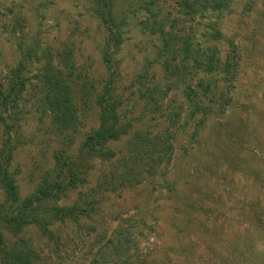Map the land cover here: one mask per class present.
<instances>
[{"label":"rangeland","instance_id":"1","mask_svg":"<svg viewBox=\"0 0 264 264\" xmlns=\"http://www.w3.org/2000/svg\"><path fill=\"white\" fill-rule=\"evenodd\" d=\"M158 2L162 3L164 16H169L170 12L171 18H179L177 32L195 37L183 39L204 46L207 38L202 36V22L193 24L179 17L171 0ZM144 4L119 1L121 13L129 11L130 7L132 10L124 44L108 72L100 52L105 33L92 14L89 0L1 1L0 80L17 67L23 55L33 62L25 72L28 91L21 104V121L14 139L13 170L23 197L36 190L51 171L56 156L62 154L67 158L65 153L68 152L76 160V152L86 136L98 127L92 100L86 103L82 97L83 83L101 84L109 73L117 72V93L123 100L125 120L132 121L135 128L143 132L157 133L167 128L173 132L184 126V111L189 107L183 95L184 82L176 81L163 70L157 58L158 41L143 26L149 17L139 11ZM219 26L224 38L218 47L224 57L230 56L239 64L235 108L231 114L227 119L217 118L211 122L204 132L203 145L191 144L189 127L176 131V160L168 175L175 188L173 193L151 184L120 198L108 196L99 231L94 232L89 223L80 227L60 226L57 230L61 236L59 245H46L38 230H30L28 237L43 249L48 264H90L94 258L99 260L117 224L123 223L127 229L141 219L148 222L145 235L139 234L137 239L142 249L147 245L142 238L153 236L154 225L160 220V232L164 235L157 258L166 264H200L201 259L212 258L211 248L224 257L223 246L234 242L237 231L233 228L239 225L236 218L243 212L238 207L239 202L253 198L264 202V0H237ZM35 50L41 64L49 59L61 63L68 55L74 64V79L80 76V80L72 84L78 108L74 133L55 134L50 118L34 112L35 76L40 70V65L35 63L38 58L32 54ZM61 65L64 68L65 64ZM69 69L64 68L66 72ZM177 114H182L180 123L176 121ZM175 122L178 124L173 126ZM225 124L231 125V130L219 131V126ZM1 132L0 128V138ZM125 146L123 141L114 148L123 150ZM96 166L102 170L100 165ZM184 199L205 209L197 211L196 207L185 205ZM75 200L74 194L62 205ZM3 201L0 189V202ZM176 206L178 210L174 211ZM112 220L115 222H110ZM100 232H105L106 240H102L104 235L101 239L97 237Z\"/></svg>","mask_w":264,"mask_h":264},{"label":"trees","instance_id":"2","mask_svg":"<svg viewBox=\"0 0 264 264\" xmlns=\"http://www.w3.org/2000/svg\"><path fill=\"white\" fill-rule=\"evenodd\" d=\"M89 1L92 14L105 33L100 52L110 72L124 44L132 7L121 13L118 9L120 0ZM132 1L145 3L139 9L149 16L143 26L158 41L157 58L163 70L176 81L184 82L183 95L189 107L184 111L186 118L181 128L191 129L192 145H203L204 132L211 122L217 118L227 119L235 108L233 102L239 64L230 56L224 57L218 43L224 38L220 21L231 13L237 0H171L179 17L193 24L202 22V36L207 38L203 47L183 39L195 37L177 32L179 18H171L173 14L170 12L169 16H164L162 1ZM150 20H153L152 24ZM32 54L38 58L36 50ZM67 56L61 63L49 59L41 64L39 58L35 62L40 65V70L35 76L34 112L47 115L53 132L58 135L76 132L78 121L72 84L77 83L80 76L74 79V64ZM29 61L23 55L17 67L0 80V189L4 194V201L0 202V264H48L43 249L27 233L32 229L38 230L46 245H59L61 236L57 230L60 226L80 227L89 223L96 232L102 227L103 206L108 196L120 198L130 192H140L151 184L171 193L175 191L168 175L172 173L176 160V131L181 128L173 132L167 128L157 133L135 128L132 121L124 118L123 100L117 93L118 75L111 72L101 84H82L83 99L86 103L92 100L96 108L98 127L86 136L76 152V160L68 152L65 153L67 158L62 154L56 156L51 171L42 178L36 190L23 197L13 170L14 139L20 126L21 104L28 91L25 72L33 64ZM61 64H65L64 68L68 66L69 71L66 72ZM181 120L182 114H177L176 121L180 123ZM223 129L229 132L231 125H220L218 130ZM123 141L126 142L125 148L116 150L114 146ZM96 165H100L102 170H98ZM74 194L77 200L62 205ZM183 203L196 207L197 211L205 209L191 205L185 199ZM238 205L243 212L240 218H236L239 225L233 228L237 231L234 242L223 246L224 257L211 248L212 258L201 259L202 264H264V202L253 198ZM173 210H178V207H173ZM130 218L133 219L132 216ZM190 219L191 216L188 217L189 222ZM124 226L123 223L115 226L103 247L105 251L99 255V260L94 258L90 264H166L157 258L164 235L160 232V220L154 225V235L142 238L141 241L147 243L143 249L137 239L139 234L145 235L144 228L148 222L141 219L130 228L125 229ZM103 233L97 237L101 239L104 235L102 240H106L107 235Z\"/></svg>","mask_w":264,"mask_h":264}]
</instances>
